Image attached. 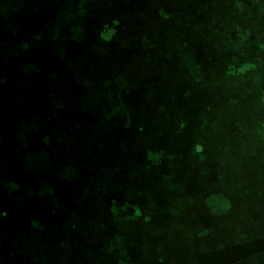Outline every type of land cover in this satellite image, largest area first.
I'll list each match as a JSON object with an SVG mask.
<instances>
[{"label":"rangeland","instance_id":"1","mask_svg":"<svg viewBox=\"0 0 264 264\" xmlns=\"http://www.w3.org/2000/svg\"><path fill=\"white\" fill-rule=\"evenodd\" d=\"M20 1L23 2L24 0H0V28L2 29V32H0V76L4 75L7 84H11L16 76L15 71L18 70H12L9 69V67L21 63V58H27L28 60L32 59V62L40 60V63H45L44 60H46V58L42 52H40V45L38 44L36 47L34 44L36 40L32 41L29 39L32 34L38 36V34L44 32H55L57 23L61 24L62 29V44L61 46L58 45L59 48L57 50V55L60 59L58 61L61 63L64 61L63 64L66 65V59H69L71 63L69 62L70 64H68V66L72 68L67 69L66 74H61L60 72V75H58L57 72L50 77L45 74L44 76L42 75L45 78L43 80L39 78L40 83L35 86V91H33L34 94L28 91V85H30V83L23 81L26 78H21L20 76L16 79L12 87H10L11 85L5 86L9 92L7 97H11L9 98V101H11L10 105L21 106L20 95H14L17 91H21L23 94L30 96H26L25 98L27 101L22 102L24 104L22 111L13 108V111L16 110V112L12 113L8 111L0 115V127L3 128L2 133L9 132L7 137L14 136L11 131L13 127H15V129L16 127H20L27 134L35 136L36 131L32 130L33 124L25 119L24 116L26 115L30 116V119H32L36 126L69 125L72 122V120L69 119V112L75 109H85L89 99L92 101L91 99H93L94 95L93 90L90 88L91 86L88 85L85 78L86 75H90V77L93 75V73L87 69L89 61H91L89 59L93 57V54L89 55V46H86L88 38L89 40L94 39L97 44H99V42H103L104 45L109 44L108 42L113 32L118 33L120 30H125V28L120 29L118 26L125 24L124 22H127L126 20H128L129 17L131 19V14H136L143 10L147 11L145 16L147 21L139 22L137 25L138 27L141 25V28L147 26L145 30L141 29L142 32L146 31L143 32V38L149 39L147 37H151L155 32H158V30L154 29L155 25L159 23V18H157L158 12L156 11L157 7L148 8L142 1H140L142 4L140 2L138 3L137 0H92L90 3H86L84 6H86L88 10L101 7L103 2L104 4H109L111 7L125 6L123 13L126 12V16L123 17L124 20H119L117 18V21L112 22V28H105L99 26V23H95L94 20L90 19L91 17H87L88 19L79 22V17L77 16L79 14H77V12L81 7H79L78 3L74 0H27L33 8V12L30 14L34 20V22H32L33 30L30 34L27 35V33H24V36L15 39L13 37V26L10 27L9 25H12V8L19 5ZM165 1L169 3V6L164 5L162 8L170 9L173 2L177 1V4H180V8L177 10L178 15H180L187 11L188 2L192 3L194 10L200 8L202 10L203 7H210L216 1L220 0ZM234 1H240L242 9H238L237 12L220 13L218 16L220 27L218 32L213 34V36L205 35V33H207L205 28H208L209 25L205 17L203 18L201 16V21L199 23L193 22V20L182 21V25L185 27L191 29L195 28L202 33L200 46H196L195 50L198 51V48L203 50L204 54L201 56L207 57L208 60L201 71H189L179 64H173L172 59L171 61L169 60L167 64L164 58L161 59L160 61L163 63V69L158 73L157 67L154 76L156 77L158 75V77H160L161 80L158 82L159 84L156 86H147L146 94H144V92L142 93L140 91L141 89L135 88V90H130L131 93L126 96L129 98V101H126L127 105L130 104L128 106L132 108V110H136L132 113L134 119L130 123L129 129L119 131L112 127V129L104 128L106 130H100L102 133L100 139L106 137V140L110 141L112 139L115 142H119L118 146L121 151L120 156L117 158L120 165L127 164V161L132 166L138 165V162L134 161H137V157L135 156L139 153V147L136 145L135 137L140 138L143 134L136 133L134 129L140 126L143 127V125L145 126V118L138 109L149 110V113H156L155 116H157L158 112L161 110L176 108L174 102L169 101L164 95H161V92H163L162 88L166 90L169 86L173 92H180L184 97H188L189 99L192 98V102H186V105H188L187 108L193 109L195 104H198V101H200L199 104H203L202 110L198 113L199 116L193 114V120L196 122L197 128L200 125L199 122H205L207 117L210 118V114L214 111H225V122L228 124L226 127L234 125L237 121V114L233 113L235 112L234 109L242 108L244 115L250 118L255 116L259 117V115L253 113L252 101L250 97H247L245 94L252 93L255 89H261L262 92H264V0H223L225 4L229 5ZM158 4L162 5V0L159 1ZM106 9L109 8L104 7V16L114 13L112 8L110 9L111 11ZM87 13L90 12L87 11ZM21 14H24V11L21 12ZM68 14L74 15L71 21L66 20ZM41 18H45V20H41ZM138 27H136V30L140 29ZM230 29H233V31L237 33L242 32L246 35L248 34L247 37L243 39L244 41L238 38L236 39L237 45L239 46L236 51L233 50L231 47L232 45H219L224 34L228 33ZM136 35L137 37H141V34H138V32ZM28 42H31V45L26 48V43ZM134 44L137 45L136 42ZM216 44L218 46H215ZM137 48L144 50L142 46ZM204 48H206V50H204ZM142 52V50L128 52L127 49L126 51L122 49L114 51L113 55L115 58L119 59L120 69L125 75V80L137 78L138 82L140 77L143 78L145 70L141 68V64H139L141 60L143 61ZM227 53L232 54H230L229 57L234 60V63L229 64L225 62V60H227V55L225 54ZM84 55H89V58L83 57ZM18 56V60L11 63V60H15ZM76 56L80 57L78 61H74V59L77 58ZM166 58L168 59V57ZM57 62L51 61L47 66L44 64V70L49 72V70L53 69L51 67L54 66L55 68ZM95 72L96 76H94L95 78L93 81L97 82L101 73ZM128 72H135L132 78L127 76ZM82 77H84V79H82ZM85 82L87 85H84ZM125 83H127V81ZM119 86H113L112 88L116 89L118 92L119 90H124L122 89L124 86ZM255 92L261 91L256 90ZM208 94L229 95L226 97L235 98L238 101L234 106L230 105L229 102H226L228 103L226 104L225 101H223L222 104L227 105L229 108L226 107L224 109L215 107L214 109H207L206 106L213 102V106L221 103L220 96H217L216 100L212 98L210 102L208 100V97H210ZM238 94H242V96ZM114 101L115 102L112 103V108L119 109L122 102ZM92 102L95 104V106L93 105L94 108L102 109L99 106L100 101ZM109 108L111 107L109 106ZM157 109L158 111H156ZM49 110H51L52 113H50ZM260 110H264L263 105L260 106ZM182 111L183 110H180V112ZM249 114L252 115V117ZM212 115H215V113ZM179 118L182 119L181 117ZM184 118H186V116ZM83 119L86 120V118H82V120ZM253 122L255 125L254 120ZM243 123L244 126L247 125L246 118H244ZM194 124L195 123H193V125ZM251 124L252 122L248 124L249 128H246L245 132H251ZM94 126H97V124H94ZM91 127H93L92 124H90L89 129L85 131H90ZM193 127H195V125ZM193 127L191 128L192 132H194ZM194 133L195 134L190 133L191 137L196 140V142H203L205 132L202 130L199 133L196 131ZM226 134L228 135L229 133ZM255 135L258 138L260 137L258 132H255ZM84 136L88 138L90 133H85ZM94 136H96V134H94ZM186 138L187 136H185V139ZM169 140H171V138H169ZM188 140H190V136ZM129 141L131 143L130 146L127 144ZM252 141L254 143L257 141L254 135H252ZM27 142L31 141L28 140ZM13 145H15V141H13ZM90 146L91 144L87 145V147ZM21 147L23 149V146ZM3 148L4 153L7 152L11 158H15V156L11 155L13 149L11 146L5 144ZM240 148H242V146H240ZM260 150L264 154V146L260 148L259 145L256 144L247 151H238L239 163L225 168L224 171L227 172V175H224L223 180L219 181V190H215L213 186L215 181H209V183L201 181L199 183V189L194 191L197 194V198L195 199L197 205L203 200L210 201L219 198L223 201V206L204 208L209 202L208 201L207 203L205 202V205H198V210L195 212L172 210L173 212H158L157 214H144L142 212V209H144L142 206V209L140 208L138 211H135V214L141 219L140 221L144 226H139L137 229H134L135 225L132 221L124 218L125 215H123L124 217L119 223L117 222V216H115V218L113 217V219L110 220L105 219L95 222L93 223L94 225H92L91 222H85L82 224L75 223L64 225L58 223L57 225L48 224L45 226L43 222L40 221L41 219H39L40 216L45 215L44 211H47L46 215L49 216L51 221L54 220L58 222L60 220H65L68 215L63 214V210L58 211L57 207L68 209L70 201L74 203V206L71 208L79 211L77 214L78 218L87 220L88 217H90L88 211L91 210L89 203L93 197H96L102 190L108 189L109 187H122L121 185L124 183L125 178H127L125 181L126 183H130L131 181V176L130 178L127 176L128 173L127 175L119 176L120 180L104 182L101 177H103L105 173L112 174V172L108 171L107 167H104L110 164H106L103 166L104 168H101L98 166L97 160H93L91 157L82 161V164L79 162L76 165L74 162L73 165L60 168L56 173L55 179H80L78 192L81 193L79 197L76 199L69 196L67 198H62L53 194H50L48 198L31 197L28 199L27 203L26 200L22 203L25 204V209L22 211L23 213L17 216L18 213L11 212L7 217H0V264H98L97 261L94 263V259L90 258L94 254L96 256L98 255V248H100L99 244L107 246V254L110 258L119 256L115 253L117 249L122 250V253L120 251L118 252L121 256L124 255L123 251H125V249L130 251V248L127 247L129 245L135 247L134 252L137 255L140 254L142 257L144 256L143 258L151 259V262L159 260L161 263L163 262V264H191L189 261L181 260L188 259L190 255L173 259L174 262L167 260L165 256L166 254H171L175 245H182L185 248L195 250L198 243L195 244L196 241L191 240L196 239L195 237L198 236H201L199 238L205 241V243L228 245L219 251L213 250L216 252V256H222L223 254L221 253H224L226 255L222 257L236 259L237 263L241 260L248 259L263 261L264 195L263 193L259 194L251 191L252 187L258 186L261 181H256L250 177L258 175L259 171H262L261 177L263 179L264 170L263 166H261L257 160L248 155L249 152L259 153ZM259 161L264 162V159L261 158ZM5 164L6 163H4L3 169L0 167V178L6 175L7 168ZM180 174L185 176L187 172L181 170ZM211 176L215 178L213 175ZM37 177H39V175L36 176V179H38ZM99 177L101 178V181L99 180L100 182L97 180ZM112 179L109 181H112ZM205 183L207 192L200 190ZM132 184L134 183L132 182ZM218 191L221 192L216 193ZM209 195L213 196V198L210 199L211 197ZM24 197L26 199V195ZM168 198L170 197L163 196L160 198L164 206L171 203ZM186 200L194 202V199ZM99 202L102 204H99L101 211L99 216L108 217L103 209L112 204L105 207V205L110 202V198H100ZM67 205L68 207H66ZM181 206L185 205L182 204ZM16 216L17 221L14 223V218ZM112 220L116 221L121 228L118 230L116 229L117 232L115 229H111L102 233L103 226L111 223ZM14 226H16L17 229L10 230L11 228L13 229ZM99 234H101V236ZM130 235H135L139 238L138 240L141 241H129L128 238ZM117 237H119L118 243L113 246L107 245L108 241ZM238 237L241 241H237L239 240ZM145 238V242H148L146 244L142 243V240ZM151 240H154L155 243ZM150 241L153 244L150 243ZM110 247L112 248L109 249ZM252 249L254 250V254L247 255L244 253V251L247 253ZM176 254L182 253L179 250V253ZM209 255L212 254L209 253L208 256ZM158 256L159 258L156 259ZM193 256L195 259L202 257L198 254ZM204 256H207V254ZM216 256L209 259H214ZM94 258L97 260L99 259V257ZM200 264H202V262H200Z\"/></svg>","mask_w":264,"mask_h":264},{"label":"crops","instance_id":"2","mask_svg":"<svg viewBox=\"0 0 264 264\" xmlns=\"http://www.w3.org/2000/svg\"><path fill=\"white\" fill-rule=\"evenodd\" d=\"M103 4L104 2L102 5ZM96 9L99 8L97 7ZM96 9H90V16L93 15ZM113 9H116L115 6H113ZM230 54L227 53L228 59L230 58ZM238 95L242 96V94ZM212 96H214L215 100L217 96H220V101L222 102H228L231 99L230 97H226L229 95L224 96V94H214ZM246 96L249 97L248 94H246ZM258 97L259 99L257 101H264V93L259 94ZM234 100V102L238 101L235 98ZM234 110L235 112L233 113L237 114V121L230 127H226L228 124L225 122V111L223 110L214 111L210 114V118L207 117L203 127V131L205 132L203 142H196V140L191 137L190 133L195 134L194 132H197V130H194V132L189 131L187 133V138L185 139V137H183L182 140L181 138L179 139L178 136L172 137L171 140H164L161 136L158 137L157 141L154 143H148L145 141L144 135H141L140 138L135 137L136 145L139 147V153L135 156L137 157V161L134 160L135 162H138V165L136 164L135 166H132L128 161L125 165L119 164L117 158L120 156L121 151L118 146L119 142H115L112 139L110 141L106 140V137L100 139V135L102 134L100 130L104 128L109 129L110 127L102 128L100 126H93L90 128V131H85L86 129H89V126L70 127L68 125H33L32 130L36 131L35 136L27 134L20 127H16V129L13 127L11 131L14 136L11 137H7L9 132L2 133L3 128L0 127V167L3 169L4 163H6L5 166L7 168L6 175L0 178V217H7L11 212L18 213L17 216L23 213L22 211L25 209V204H14V199L16 198L19 199L20 197H23L24 202L26 200V203L31 197L48 198L50 194H53L52 188H54V183L56 182L66 184L65 189L62 190L61 193L60 191L56 192L58 193L56 196L62 198H67L68 196L73 199L78 198L81 193L78 192L80 179H55V176L60 168L73 165L74 162L76 165L79 162L82 164V161L85 159L87 160L89 157L93 160H97V164L101 168L106 164H110L104 166L108 168V171L112 172V174L105 173V175L101 177L104 182L120 180L119 176H124L129 173L127 176H129V178L131 176V181L129 180L130 183H126L125 181L127 178H125L124 183L121 185L122 187H109L108 189L102 190L96 195V197H93L89 203L91 210L88 211L90 217H88L87 220L78 218L77 214L79 211L71 208L74 206L72 201H70L69 207L68 205L66 206L68 209L57 207L58 211L63 210V214L68 215L65 220H60L58 222L54 220L51 221L49 216L46 215L47 211H44L45 215L40 216L39 219H41L40 221H42L45 226L48 224L57 225L58 223H61L67 225L75 223L82 224L85 222H91V224L94 225L93 223L101 220L113 219L115 214L124 207L138 210L143 206L144 209L141 208L143 213L156 214L158 212H173L172 210L195 212L198 210V205H205L209 201H200L198 205L195 202L197 194L194 191L199 189V183L201 181L206 183H209V181H215L213 186L215 187V190H219V181L223 180L224 175H227V172L224 171L225 168L239 163L238 151H247L256 144H258L260 148L264 146V110H252L255 115H259V117L255 116L256 118L252 117L250 114L249 115L252 118L244 115L242 108ZM213 113H215V115H212ZM244 118H246L247 123L245 126L243 123ZM253 120L255 121V125ZM251 122L250 130L252 133L245 132L246 128H249L248 124ZM255 132L260 134L259 138L255 135ZM85 133H90V136L86 138L84 136ZM226 133L229 134L227 135ZM94 134H96V136H94ZM170 134L174 135L173 133ZM252 135L257 139L255 143L252 141ZM189 136L190 140H188ZM28 140L31 142H27ZM13 141H15V145H13ZM5 144L13 148L11 155L15 156V158H11L7 152L4 153L3 146L5 147ZM88 144H91V146L87 147ZM127 144L130 146V141ZM150 144H155L156 148L163 151L162 158L152 161L147 157L146 150ZM21 146H23V149ZM240 146H242V148H240ZM248 155L257 160L258 163L263 166L264 170V162L259 161L261 158L264 159V154L261 150L259 153L249 152ZM181 170L187 172V175L182 176L180 174ZM261 173L262 171H259L258 175L250 177L256 181H261L258 186L252 187L251 191L259 194L263 193L264 195V178L262 179ZM37 175H39V177H37L38 179H36ZM101 178L99 177L97 180L101 181ZM110 179H112V181H109ZM132 182L134 184H132ZM206 183L200 190L207 192ZM220 192L221 191H218L216 193ZM25 195L26 199L24 197ZM163 196L170 197L168 199H170L171 203L164 206L160 199ZM103 197L110 198V202L105 205V207L112 203L109 207L103 209V211L105 210L104 213L108 216L106 218L104 216H99V213L101 212L99 208V204H101L99 199ZM210 197V199L213 198V196ZM186 199H194V202H189ZM182 204L185 206H181ZM212 206H223V201L219 198L210 200L204 208ZM17 216L14 218V223L17 221ZM117 228L118 224L116 222H114V224H107L106 227L105 225L103 226L102 233ZM14 229H17V227L14 226L13 229L11 228L10 230ZM199 237L201 236L195 237L196 239L191 240L196 241L195 244L198 243L195 250L185 248L182 245H175L171 254H166L165 257H167V260L174 262L173 259H178L180 256L190 255L188 259L181 260L189 261L191 264H194V261L195 264H200V262H202V264H264V260L255 261L253 259L241 260L237 263L236 259L222 257L226 255L224 253H221L223 254L222 256H216V252L213 250L219 251L228 245L205 243V241ZM146 238L142 240V243H148L145 242ZM111 240L108 241L107 245L113 246L118 243L117 238ZM151 241L150 243H152ZM237 241L241 240L239 239ZM99 245L100 248H98V255L96 256L94 254L90 258L94 259V263L97 261L98 264H163V262L161 263L159 260L151 262V259L143 258L144 256L142 257L140 254L137 255L134 252L135 247L129 245L127 247L130 248V251L125 249V251H123L124 255L121 256L118 252L120 251L122 253V250L116 248L117 251L115 253L119 256L110 258L107 254V246L104 244ZM111 248L112 247L109 249ZM179 250L182 254H176L179 253ZM209 253L212 255L208 256ZM244 253L252 255L254 254V250H249L247 253L244 251ZM195 254L201 255L202 257L195 259L193 256ZM205 254H207V256H204ZM214 256H216L214 259H209ZM94 257H99V259L97 260ZM158 258L159 256L156 259Z\"/></svg>","mask_w":264,"mask_h":264},{"label":"trees","instance_id":"3","mask_svg":"<svg viewBox=\"0 0 264 264\" xmlns=\"http://www.w3.org/2000/svg\"><path fill=\"white\" fill-rule=\"evenodd\" d=\"M74 1H76L79 7H81L80 10L77 12V14H79L77 15L79 17L78 19L79 22H83L82 20L91 17L90 19L94 20L95 23H99L98 24L99 26L105 28H112L113 27L112 22L117 21V18L119 20H124L123 17L126 16V12L123 13L125 6H116L115 7L116 9H113V7L107 4H103L101 7H99V9H96V11H94L92 16H90V13H87V11L90 12L91 10L90 9L88 10L87 7L84 5L86 3H90L92 0H74ZM137 1L138 3L142 1L145 4V6H147L148 8L157 7L156 11L158 12L157 18H159V23L155 25L154 29L158 30V32H155L154 35L151 37H147L149 39L143 38L144 36L143 32L146 31L142 32V30H145L147 26H143L142 28L140 27L141 25H139V27L137 26L139 22L147 21L145 17L147 11L143 10L136 14H131V19L129 17V19L126 20L127 22H124L125 24L119 25L118 28L120 29L125 28L126 31L120 30L118 33L113 32L108 42L109 44L107 45H104L103 42H99V37H98L99 44H97L94 41V39L89 40V38L86 37L88 38L86 46H89L90 48V50H88L90 51L89 55L93 54L94 58L91 57L92 59H89L91 61H89V64L87 66V69H89V71H91L93 75H91V77L90 75H86L85 78L88 82V85L91 86L90 88H92L93 90L94 95H93V99L91 100L100 101L99 106L102 109L94 108L95 106L94 102L90 101L89 99V102L85 109L82 108V109H75L70 112L68 111L70 113L69 119L72 120V122L68 126L87 127L90 124H92L93 126L94 124H97V126H100L102 128L111 126L110 128L114 127L119 131H123L126 129L128 130L130 127V123L134 119L132 113H134V111L136 110H132V108L128 106L130 104L127 105L126 101H129V98H127L126 96L127 94L131 93L130 90H135V88L139 90L141 89L140 91L146 94L147 86L149 85L156 86L157 84H159L158 82H160L161 80L160 77H158V75L156 77L154 76L157 67H158L157 69L158 73L163 69V63L162 61H160L161 59L164 58L166 64L169 62V60L171 61L172 59L173 64H179L181 65V67L189 71L194 70L195 72L201 71L204 68V66L207 64L206 62L208 58L205 56L204 57L201 56L202 54H204L203 50H201L200 48H198V51L195 50L196 46H200L199 44L202 38V33L197 31L195 28L191 29L185 27L184 25H182V21L193 20V22L199 23L201 21V16L203 18L205 17V20L209 24L208 28H205V31L207 32L205 33V35L213 36V34H216L218 32L220 27L218 20L219 18L218 16L220 13L222 12L231 13L234 11L237 12L238 9L239 10L242 9L240 1H234L231 5H229V4H225L223 0H220V1H216L210 7H206V6L203 7L202 10L201 8L198 10L197 9L194 10L192 3L188 2L187 11H185V13L183 14L178 15L177 10L178 8H180V4H177L178 3L177 1L173 2L171 9L162 8L164 5L169 6L168 5L169 3L165 0H162L163 3L162 5L158 4V2L161 0H137ZM142 2L140 3L142 4ZM103 6L109 8L106 9L109 11H111L110 9L112 8V10H114L113 11L114 13L104 16ZM32 10L33 8L30 6L27 0H24L23 2L20 1L19 5L12 8V13H13L11 14L12 25L9 26L10 27L13 26V32H14L13 37L15 39L19 38L20 36H24V33H27L28 35L32 32L33 30L32 22H34L32 16L30 15L33 12ZM23 11L24 14H21V12ZM73 17L74 15L68 14L66 16V20L71 21ZM41 20H45V18L43 19L41 18ZM56 25L57 27L55 28V32L53 33L44 32L38 34V36H34L32 34L33 36L31 35L29 39L32 41L36 40L34 43L36 47L38 46V44L40 45L39 46L40 52H42V54L46 58V60H44L45 63L43 64L40 63V60L32 62V59L28 60L27 58L25 59L21 58L20 59V61H22L21 63H17L14 66L9 67V69L18 70L15 71L16 76L14 77V80L11 82V84H7V80L5 79L4 75L0 76V115H2L3 113L5 114L8 111L12 113L16 112V110L13 111V108H17L19 111H22L24 108V104L22 102L27 101L25 97L28 95L23 94V92L21 91H17L14 95L16 94L20 95L21 106L18 107L16 105L14 106L13 104L10 105L11 101H9V98L11 97L10 96L7 97L9 92L8 89L5 88V86H10V85H11L10 87H12L16 79L19 78V76L21 78H26L23 81H27L28 83H30V85H28L29 86L28 91L29 93L34 94L33 91H35V86H37L40 83L39 78H41V80L45 78L43 77L44 74L49 77L51 75H55L57 72L58 75H60V72L61 74L63 73L66 74L67 69L72 68L68 66V64L71 63L69 59H66V65L63 64L64 61L62 63L58 61L60 59L57 55V50L59 48L58 45L61 46L62 44V29L60 23H57ZM136 27L140 29L136 30ZM0 30H1L0 32H2L1 28ZM137 32L138 34H141V37L139 36L137 37L136 35ZM247 35L242 32L237 33L233 31V29H230L228 33L224 34V37L222 41L219 43V45L220 44H222L221 46H223L224 44L232 45L231 47L233 48V50L236 51L239 48L236 39L238 38L244 41L243 39L246 38ZM31 42L26 43V48H28L27 46L31 45ZM135 42L137 43V45L134 44ZM141 46L144 47V50L141 48H137ZM215 46L218 45L216 44ZM119 49H122L124 51H126L127 49L128 52H133L136 50L143 51L141 54L143 55L142 57L143 61L140 59L141 62H139V64H141V68H143L145 72L143 78L140 77L139 78L140 80L138 82H137L138 80L137 78L132 80L131 79L125 80V75L122 73V70L120 69L119 59L115 58L113 55L114 51ZM204 50H206V48H204ZM89 55H84L83 57L89 58ZM76 57L77 58L74 59V61H78L80 58L79 56ZM166 57H168V59ZM18 58L19 56L16 57L15 60H11V63L13 61H17ZM226 59L227 60H225V62L229 64L234 63V60H232L231 58L229 59L226 58ZM51 61L54 62L58 61L57 65H55L56 69L53 66L51 67L53 69L49 70V72H46L44 70L43 65L46 64L47 66ZM134 66L137 67L136 65ZM127 68H131V67H127ZM95 71L101 73L100 76L98 74L99 78L97 79V82L93 81L95 78L94 76H96ZM134 73L135 72L132 73L128 72L127 76H130L132 78ZM82 79H84V77H82ZM126 81L127 83H125ZM84 85H87L86 82L84 83ZM113 86L114 87L124 86L122 87V89L124 90L122 91L119 90L118 92L116 89L112 88ZM162 90L163 92H161V95H164L169 101L174 102L176 108L170 110H161L160 112H158L157 116H155L156 113H149V110L138 109L139 111H141L143 117L145 118V126L143 125V127L140 126L139 128H135L134 129L135 132L144 133L143 134L145 136L144 139L148 143H154L155 141H157V138L161 136L163 137L164 140H168L169 138L177 137V136L179 139L181 138L182 140L183 137L187 136V133L191 131V128L194 125H195V127H193L194 130H197V132H201L203 130L206 121L199 122L200 125L197 128L196 122L193 120V114L199 116L198 113L202 110L203 104H199L200 101L197 100L198 104H195V107L193 109L187 108L188 105H186V102H192L193 101L192 98L189 99L188 97H184L180 92H176V93L173 92V90H171V87L169 86L167 87L166 90H164L163 88ZM256 90L261 92H255ZM262 93L264 92H262L261 89H255L253 90L252 93L248 94L250 100L252 101L251 103L252 110H259L261 105L264 106V101L261 102L257 101L259 99L258 95ZM212 95L214 94H208V96H210L208 97V100L210 102L212 101V98L214 99V96ZM114 100L122 102V105L119 107V109L112 108L113 106L112 103L115 102ZM234 101H235L234 98H231L228 102L230 105L234 106L236 104V102ZM213 103L207 105L206 108L214 109L215 107L216 108L228 107L227 105H223L222 101L221 103H218V105H214V106ZM109 106L111 108H109ZM180 110L183 111L180 112ZM49 111L50 113H52L51 110ZM156 111H158V109ZM26 116H24L25 119L34 125L32 119H30V116L29 115ZM185 116L186 118H184ZM179 117H181L182 119H180ZM82 118H86V120L84 119L82 120ZM193 123L195 124L193 125ZM170 133H173L174 135ZM146 154L150 160L154 161L162 158L163 151H161V149L156 148L155 144L152 145L150 144L148 146V149L146 150ZM54 184H55L54 188H52L53 194H55L58 191H60L61 193L62 190H64L66 187V184L61 182H56ZM57 194L58 193H56L55 195ZM22 203H24L23 197H20L19 199L17 198L14 199V204L21 205ZM126 209L128 208L125 207L121 208V210L115 214V216H117L118 223L124 217L123 215H125L124 217L125 219H128L134 223L135 225L134 229H137L140 225H144L140 221L141 219L135 214V211L138 210L136 209L134 210L133 208L132 209L134 211L132 209H128V210ZM144 214H148V213H144ZM114 222L116 221L112 220V222L109 224H114ZM106 226L107 225L105 224V227ZM120 228L121 227L118 226L117 230ZM99 235L101 236V234ZM117 239H119V237H117ZM128 239L131 241H141L138 240L139 238L136 237L135 235H130Z\"/></svg>","mask_w":264,"mask_h":264}]
</instances>
